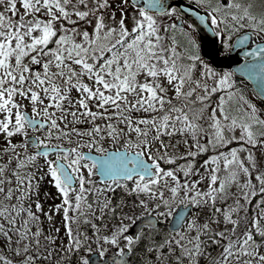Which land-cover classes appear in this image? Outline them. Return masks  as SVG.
Wrapping results in <instances>:
<instances>
[{
  "label": "snow or ice",
  "instance_id": "obj_1",
  "mask_svg": "<svg viewBox=\"0 0 264 264\" xmlns=\"http://www.w3.org/2000/svg\"><path fill=\"white\" fill-rule=\"evenodd\" d=\"M0 264H264V0H0Z\"/></svg>",
  "mask_w": 264,
  "mask_h": 264
},
{
  "label": "water",
  "instance_id": "obj_2",
  "mask_svg": "<svg viewBox=\"0 0 264 264\" xmlns=\"http://www.w3.org/2000/svg\"><path fill=\"white\" fill-rule=\"evenodd\" d=\"M180 3H183L184 5H187L188 3H190L189 1L187 0H179ZM241 59H243V57H241ZM239 75V74H238ZM244 81L247 82L246 78H244ZM250 88H251V85H250Z\"/></svg>",
  "mask_w": 264,
  "mask_h": 264
},
{
  "label": "trees",
  "instance_id": "obj_3",
  "mask_svg": "<svg viewBox=\"0 0 264 264\" xmlns=\"http://www.w3.org/2000/svg\"><path fill=\"white\" fill-rule=\"evenodd\" d=\"M249 88H250V86H249ZM51 191H54V189H50Z\"/></svg>",
  "mask_w": 264,
  "mask_h": 264
},
{
  "label": "rangeland",
  "instance_id": "obj_4",
  "mask_svg": "<svg viewBox=\"0 0 264 264\" xmlns=\"http://www.w3.org/2000/svg\"><path fill=\"white\" fill-rule=\"evenodd\" d=\"M54 192V191H53ZM52 201L51 200H49V203H51Z\"/></svg>",
  "mask_w": 264,
  "mask_h": 264
}]
</instances>
